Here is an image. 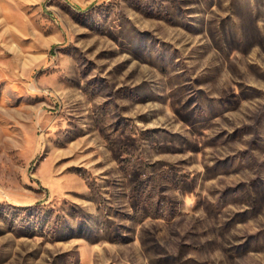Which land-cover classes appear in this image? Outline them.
Listing matches in <instances>:
<instances>
[{
	"label": "rangeland",
	"instance_id": "obj_1",
	"mask_svg": "<svg viewBox=\"0 0 264 264\" xmlns=\"http://www.w3.org/2000/svg\"><path fill=\"white\" fill-rule=\"evenodd\" d=\"M0 264H264V0H0Z\"/></svg>",
	"mask_w": 264,
	"mask_h": 264
}]
</instances>
